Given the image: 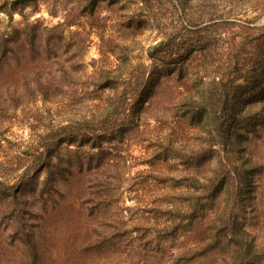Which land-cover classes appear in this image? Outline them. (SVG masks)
I'll return each instance as SVG.
<instances>
[{"label": "rangeland", "instance_id": "rangeland-1", "mask_svg": "<svg viewBox=\"0 0 264 264\" xmlns=\"http://www.w3.org/2000/svg\"><path fill=\"white\" fill-rule=\"evenodd\" d=\"M11 1L0 264H264V87L235 118L222 98L263 68L264 0H105L70 27L68 1Z\"/></svg>", "mask_w": 264, "mask_h": 264}, {"label": "trees", "instance_id": "trees-1", "mask_svg": "<svg viewBox=\"0 0 264 264\" xmlns=\"http://www.w3.org/2000/svg\"><path fill=\"white\" fill-rule=\"evenodd\" d=\"M45 0H12L10 2V4H8V8L4 11L6 13H9L10 15H12L15 12H19V13H23V11L29 7L32 8L33 12L39 11L41 8V4L44 3ZM63 2V1H68L70 3H72V7L70 8V10H65V15L64 18H66V21L63 22V25L66 27H70L72 25H76L79 26L78 24V20H74L72 18H77L80 16H84V15H95V13L98 11V9L100 8V4L102 2H104L105 0H54V2ZM57 5H54V11H51V15L53 16H57ZM1 11V10H0ZM68 18H71L68 20ZM258 52V50H257ZM256 52V53H257ZM261 53H257L255 55H257V57H260V62L263 63V68L261 70H259L258 74H256L255 77L252 78L251 81H247L245 84L241 83V84H237L235 87V90H232L231 92V99L228 100V94H223L222 98L225 104L227 103H231L233 105V110H232V114L231 116H229L230 118L234 117V114H238L239 112V105L241 104V100H242V95L245 96L244 98L249 99L250 96L253 97L254 95H256V97H258L259 95V90L258 88H261L263 84H264V50L261 49L260 50ZM142 77L140 79V81H145V72H142ZM244 77V76H243ZM214 81H216L214 79ZM213 81V82H214ZM246 81V80H245ZM215 86L216 83L214 82ZM214 84H211L210 87H214ZM218 85L220 83H217ZM136 88L132 87V89H126L121 93V97H122V104H120L121 106H125V104H128V100L131 97H135L133 100H137L136 101V105L138 107H143L149 100V98H147V96H143L147 90H139V86L141 84H135ZM248 85V86H246ZM138 86V87H137ZM111 87L110 83H106L104 84L101 88L105 89ZM141 87V86H140ZM244 89H246V91H244ZM256 90L254 92H252V94H248L249 92H251V90ZM242 90L245 93H242ZM258 94V95H257ZM261 94L264 95V90L261 92ZM207 95L211 96L212 93H208ZM120 97L118 98V102H120ZM256 99V98H255ZM239 101V103H238ZM243 101V100H242ZM120 106V107H121ZM254 115L258 116L257 113H254ZM196 117L202 118V114H198L196 113ZM219 118V117H218ZM222 119V120H220ZM220 119L218 121H220L219 124H221V126L219 125L218 127H220V130L222 131L221 135H226L228 132L231 131V125L230 124H226V122L223 121V119H226V116L222 115L220 116ZM65 137H72L73 132H71V130L69 129H65V131L63 132ZM83 139V138H82ZM84 141H81V144H84Z\"/></svg>", "mask_w": 264, "mask_h": 264}]
</instances>
